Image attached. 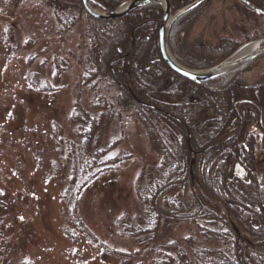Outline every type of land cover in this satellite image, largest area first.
<instances>
[{"label": "trees", "instance_id": "1", "mask_svg": "<svg viewBox=\"0 0 264 264\" xmlns=\"http://www.w3.org/2000/svg\"><path fill=\"white\" fill-rule=\"evenodd\" d=\"M0 1L13 4L24 0ZM40 1L52 11L60 31H70L81 19L88 22L86 34L90 47L86 61L90 66L86 67L83 84L95 93V99L88 109L76 107L71 113L70 121L75 125L73 138L60 135L55 144L59 160L51 162L49 167V173L61 178L66 185L67 211L82 235L107 254L116 255L126 262L132 258L131 254L114 252L97 241L78 212L82 190L94 181L96 174L105 167L121 164L126 158L108 156L121 141L120 137L108 144L102 143L107 123L120 120L122 115L117 109L122 108L133 112L143 124L150 148L158 155L159 161L136 178L134 187L142 210L132 218L125 216L118 221L117 234L121 238L140 240L141 245L147 246L161 239L163 229L170 222L185 223L192 225L205 241L219 245L214 249L192 250L189 255L178 243L169 241L165 247L174 256L161 254L167 259V264L174 263L175 257L178 264H264V188H258L255 183V138L245 132L247 125L255 119L261 127L264 143V94L256 99V104L246 105L250 111L241 110L239 113L233 105L239 99L238 94L241 96L242 93L231 76L236 71L247 69L253 61L263 57L264 52L216 79L224 80L221 87L205 89L175 75L159 58L153 28L159 17L126 16L102 22L85 15L80 0ZM96 1L105 7L114 2ZM247 1L259 13L240 6V20L255 22L257 17L264 20V0ZM258 24L255 22L252 28L241 27L237 31L245 35L247 31L257 29ZM263 36L264 32L259 36L253 35V39ZM238 45L233 40L220 39L205 51L191 50L190 47L180 50L193 56L194 61L184 59L183 55L180 56L182 59L177 58L184 64L189 63V67L191 63L206 68V65L229 56ZM205 52L209 56L204 55ZM54 66L53 80L56 82L65 64L55 57ZM96 78L102 82L105 93H114L107 97L99 88H94L92 81ZM28 84L34 90L49 88L33 77L28 79ZM166 84L170 90L164 94L172 95L174 89L178 90L174 95L178 103L155 99L158 90ZM135 98L146 105L138 104ZM192 98L202 103L197 119L188 109L184 110L192 105L189 103ZM181 99L186 104L179 103ZM205 111H209L211 116L201 120ZM198 136L203 141L201 145L197 142ZM195 152L198 187L191 184L187 170ZM237 155L243 163L245 177H237L233 173L231 161L237 159ZM170 191L176 193L167 197ZM78 230L64 228L63 235L67 240L79 243L81 234ZM185 241L190 245L191 239Z\"/></svg>", "mask_w": 264, "mask_h": 264}, {"label": "rangeland", "instance_id": "2", "mask_svg": "<svg viewBox=\"0 0 264 264\" xmlns=\"http://www.w3.org/2000/svg\"><path fill=\"white\" fill-rule=\"evenodd\" d=\"M230 1L211 0L200 16L189 19L187 30L178 37L183 47L196 43L212 47L223 37L243 45L247 40L254 41L253 35L259 36L264 32V20L257 17L255 22L259 23L258 28L252 32L247 29L245 35H239L235 29L252 28L255 22L242 20L243 25L234 23L228 13ZM124 3L120 2L114 8L110 4L108 11ZM84 14L89 16L85 11ZM87 28L88 22L81 19L70 31H60L52 11L40 0L13 4L0 1V264H167V259L161 254L174 256L165 247L169 241L178 243L189 255L192 250L216 248L219 244L205 241L192 225L185 223L170 222L155 245H141L140 240L121 238L117 234L118 221L125 216L132 218L142 210L134 187L136 178L159 161L158 155L150 148L143 124L133 112L122 108L117 109L122 115L121 119L107 123L102 143L108 144L120 137L121 141L108 156L126 158L121 164L105 167L96 174L94 181L82 190L78 212L83 224L97 241L114 252L131 254V260L126 262L96 247L94 242L82 235L70 218L64 197L66 185L61 178L49 173V167L51 162L59 160L55 144L60 135L73 138L75 125L70 121L71 113L76 107L88 109L95 99V93L83 84L86 67L90 66L86 61V52L90 47ZM153 28L157 38L158 27ZM173 46H176L174 42ZM168 49L182 67L191 70L210 68L230 56L206 65V68L191 63L189 67V63L184 64L177 57L182 59L180 56L183 55L184 59L194 61L193 56L179 49L174 53L170 47ZM204 55L209 56V53L205 52ZM55 57L65 64L56 82L53 80ZM236 75L238 84L255 86L260 81L263 83L264 56L253 61L244 71L231 74L232 78ZM32 77L49 88L34 90L28 84V79ZM223 81H212L207 87H221ZM92 82L94 88H99L107 97L114 93H105L98 78ZM168 87V84L161 87L155 99L178 103L174 99L178 90H173V96L164 94L170 90ZM179 103L186 104L183 99ZM189 103L192 104L191 108L184 110L188 109L197 119L196 114L202 103L197 98H192ZM233 106L239 113L246 109L243 106L239 111V106L235 103ZM204 115L201 120L211 116L209 111H205ZM258 115L261 121V113ZM247 126L246 134L255 138L254 175L258 180L255 181L256 185L260 186L264 182L263 133L255 119ZM196 139L200 145L203 143L199 136ZM192 158L197 160L196 152ZM231 165L235 175L239 166L242 168L241 177L244 176L243 163L238 155ZM190 182L193 186H199V180L198 184L191 179ZM175 193L170 191L166 195L172 197ZM64 228H76L81 234L80 242L67 240L63 235ZM233 230L239 234L235 227ZM188 238L191 239L190 245L185 241ZM174 259L172 264H178L177 258Z\"/></svg>", "mask_w": 264, "mask_h": 264}, {"label": "water", "instance_id": "3", "mask_svg": "<svg viewBox=\"0 0 264 264\" xmlns=\"http://www.w3.org/2000/svg\"><path fill=\"white\" fill-rule=\"evenodd\" d=\"M147 1L148 0H132L122 4L121 6L112 11L98 12L94 10L91 6V3H94V0H80L83 6V10L86 12V14H88L94 20H99L103 22H108L114 19L124 17L128 12L144 5ZM161 1L163 5V17L157 22V47L160 55L159 58H161L163 63L171 72L195 85L201 86V84L203 83L217 79L232 71L233 69L237 68L242 63L250 61L259 56L262 52H264V37H262L261 39L259 38L239 46L233 53L230 54L229 57L212 67L210 66V68L204 70H191L182 67V65L179 64L173 58L168 49L167 36L169 30L171 28L172 23L177 18H179L186 12L196 8L198 5H200V3H206L207 0H195L191 4H188L186 7L177 11V13L175 12L174 14L170 12L167 0ZM240 2L244 7L248 9V11L250 10L252 12L258 13V9L249 4V2L245 0H241ZM134 100L140 105H146L136 98ZM195 166L196 160L195 158H192L189 164V168L187 170L191 181L198 184V180H196L197 176ZM236 168V174L240 177V172L242 171V168H240L239 166Z\"/></svg>", "mask_w": 264, "mask_h": 264}, {"label": "flooded vegetation", "instance_id": "4", "mask_svg": "<svg viewBox=\"0 0 264 264\" xmlns=\"http://www.w3.org/2000/svg\"><path fill=\"white\" fill-rule=\"evenodd\" d=\"M129 1H132V0H114V2L112 3V7L113 8L117 7V5L120 4V2H129ZM194 1L195 0H167L168 6L170 8V12L172 14H174L175 12L177 13V11L181 10L182 8L186 7L188 4H191ZM240 1L241 0H231L229 2L231 8H230V11L228 13H229L230 17L233 18L234 23H239V24L243 25V23H241L242 20H240V18H236V16L239 17L238 12H239L240 6H243ZM245 1H247V0H245ZM210 2H211V0H207L206 3H200V5H198L196 8L192 9L191 11L186 12L185 14H183L182 16L177 18L172 23L171 28L169 30V35L167 37H168V44H169L168 47H170V50L173 53H174V51L176 52V50H178V49L180 51L182 48L188 49L189 47L191 50H199V51L206 49L207 46L203 43H199V44L196 43V44L189 45V46L185 45L186 47H183L184 45H182V43L178 37H179V35H182V33H184L185 30H187L188 21H190L189 19L197 18V16H200V13L202 12V10ZM91 6L96 11H108L109 10L108 8H110L111 5H107L109 7H107V6L105 7V6L97 3L96 0H94V3H91ZM162 6L163 5H162L160 0H148L144 5L128 12L126 14V16H133V17L145 16V17H151V18L159 17L155 23L156 24L155 26L157 27V22L163 16V7ZM237 29H235L236 32H237ZM239 35H241V34H239ZM222 39H225V38L223 37ZM173 42L176 46H173ZM233 79L236 82L235 85L241 90V93H242L241 96H240V94H238L239 99L236 101V105L242 106V107L244 106V108H246L244 110L248 109L246 105L256 104L255 103L256 99L258 97H260V95L264 94V82L262 83V81H260L259 83H256L255 86L253 84L246 86V85L237 83V81H236L238 79L237 75L234 76ZM207 86H209V82L201 84L200 87H204L205 89H208ZM240 97H242V98L240 99ZM256 181H258V180L256 179ZM263 184H264V182H262L260 184V186H257V187L262 189Z\"/></svg>", "mask_w": 264, "mask_h": 264}]
</instances>
